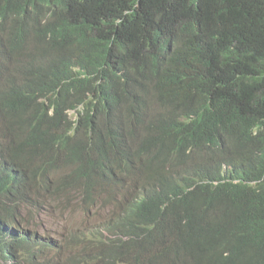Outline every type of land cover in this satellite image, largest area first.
<instances>
[{"label": "trees", "instance_id": "16d2710c", "mask_svg": "<svg viewBox=\"0 0 264 264\" xmlns=\"http://www.w3.org/2000/svg\"><path fill=\"white\" fill-rule=\"evenodd\" d=\"M36 1L45 0H0V15L17 28ZM53 1L64 3L62 39L38 35H50V47L59 41L53 55L29 48L22 92L0 79V264H63L71 248L41 245L33 217L21 220L28 188L17 192L7 176L6 152L16 156L8 139L53 144L52 172L76 143L83 150L82 137L101 170L145 157L163 191L136 206L140 223H122L114 240L97 232L69 264H264V0ZM138 112L146 128L137 145L101 138V116ZM193 164L208 168L212 185L195 181ZM68 168L77 181L79 168Z\"/></svg>", "mask_w": 264, "mask_h": 264}, {"label": "clouds", "instance_id": "9594fccd", "mask_svg": "<svg viewBox=\"0 0 264 264\" xmlns=\"http://www.w3.org/2000/svg\"><path fill=\"white\" fill-rule=\"evenodd\" d=\"M63 4V1L45 0L25 5L18 14L20 26L17 28L6 16L0 15V79L2 83H6L5 89L11 87L19 92L25 89L24 80L28 78V74L24 73L26 65L24 57L30 47L40 45L49 55H53L59 41L50 47L47 45L50 42V35L45 36L43 40H40L38 35L43 31H50L58 34L60 38L63 36V33L59 32L62 30L60 18ZM64 36H67L66 33ZM72 70L77 72L73 66ZM53 114L54 110H50L47 119H53ZM67 114L72 121H76L74 115H78L77 111L71 110ZM138 114L139 112L129 113L125 119L121 120L113 115L110 118L101 116L104 119H100L101 138L113 137L116 148L137 145L140 138L144 136L146 128L145 123L138 118ZM74 135L78 138L79 133ZM8 140L16 156L9 157L6 152L3 162L7 165V176H11L15 183L14 189L19 192L28 188V191L23 193L27 196L25 202L28 201V203L34 188L36 190V196H32L34 199L31 200L35 204L34 206L31 204L32 209L26 213L27 218L23 217L24 204L22 205L21 220L28 222V218L33 217L37 224L36 241L41 245L50 244L56 252L61 250L63 244L71 247L66 250V254L59 255L60 260L65 256L63 264H69L71 258L90 252L97 232H101L105 238L114 240L116 237L112 233L116 232L122 223L127 221L134 224L140 223L141 218L135 214L136 206L139 203L150 202L152 198L156 199V196L163 191L156 172L145 174L142 167L147 160L145 157H142L137 165L126 163L125 158L122 157L118 164L107 165V169L101 170L100 155L96 152L95 146L82 137L78 140L83 143V150L81 151L76 143L73 148L63 153L57 164L59 168L55 167L54 171L50 172L49 163L53 160L51 150L53 144L43 142V144L32 146V141H27L25 145L21 143L17 146L14 141ZM75 158L79 160H74ZM67 162H73L76 165L65 166ZM204 164L207 165V159ZM64 167H67V170ZM68 167L79 168L77 181L70 180L75 168ZM191 167H194L195 181L199 185H212L208 179L211 176L207 167L200 169L199 164L197 166L193 164ZM58 169L63 171L62 175H65L56 174ZM42 172H49L48 175H52L47 183L45 178L48 175ZM53 182L56 184L55 193L49 189ZM64 183L66 186L63 185ZM140 183H145V190L140 187ZM179 185L184 193H192L194 189L191 181L187 183L180 181ZM167 193L163 199L167 203H172L174 195ZM58 209H61L62 213L68 212L71 218H76L74 225L67 229L62 237V233L56 235L47 228L49 225L47 219H51L50 214ZM56 221L61 226L60 221L58 219ZM33 226L32 224L31 228ZM61 227L65 229V226ZM34 252L36 258V251L33 250V254Z\"/></svg>", "mask_w": 264, "mask_h": 264}, {"label": "rangeland", "instance_id": "374dc122", "mask_svg": "<svg viewBox=\"0 0 264 264\" xmlns=\"http://www.w3.org/2000/svg\"><path fill=\"white\" fill-rule=\"evenodd\" d=\"M62 173H63V171H61V170H57L56 171V174H58V175H62ZM64 175H62V176H64ZM55 185L56 184L53 182L52 185L49 187V189L53 193L56 192ZM32 196H36L35 188H34V191L31 193V197H30L31 200L34 199V197H32ZM23 208H24V211H25V212L23 211V217L27 218L28 215L26 213L29 212L32 209V205H31V203H28V201H26L24 203ZM43 216H44V214L42 215V217ZM50 216H52V218L51 219H47V222L49 223V225L47 227L48 230L50 232L56 234V235H59V234L62 233L61 237L64 235V233L67 232V229L71 228L74 225V223L76 222V218L75 217L71 218V216L68 214V212L62 213L61 209H58V210L54 211L53 213L50 214ZM56 219H58L60 221V225L61 226H65V229L63 227L59 226V224L57 223ZM29 226L30 227L32 226V224L30 222H29ZM106 239L112 240L111 238H106ZM127 257H128V254H126L125 259ZM119 264H128V263L126 261H124V260L119 258Z\"/></svg>", "mask_w": 264, "mask_h": 264}]
</instances>
